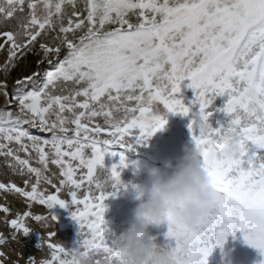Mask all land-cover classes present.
<instances>
[{
  "label": "snow or ice",
  "instance_id": "snow-or-ice-1",
  "mask_svg": "<svg viewBox=\"0 0 264 264\" xmlns=\"http://www.w3.org/2000/svg\"><path fill=\"white\" fill-rule=\"evenodd\" d=\"M0 21V156L28 177L24 187L0 182V191L29 209L8 218L11 208L0 205L9 229L0 232V264H76V252L116 264L119 242L103 215L107 186L120 189L129 166L124 153L162 130L168 113H191L192 143L218 194L196 230L169 218L177 264H207L237 232L264 257V0H0ZM185 81L195 111L176 98ZM221 97L215 111L228 119L201 136L198 122L209 121L208 109ZM229 125L240 149L233 155L220 141ZM115 156L118 163L107 166L106 157ZM50 165L58 184L46 175ZM33 205L71 206L77 248L62 247L48 231L56 218L35 214ZM29 220L46 230L37 248H47L48 258L18 253L12 260L3 246L34 230Z\"/></svg>",
  "mask_w": 264,
  "mask_h": 264
},
{
  "label": "rangeland",
  "instance_id": "rangeland-1",
  "mask_svg": "<svg viewBox=\"0 0 264 264\" xmlns=\"http://www.w3.org/2000/svg\"><path fill=\"white\" fill-rule=\"evenodd\" d=\"M12 26H15V21L12 22ZM0 29H4L2 21H0ZM3 59L4 54L0 53V62ZM15 75L17 74L15 73L12 77H15ZM9 82L11 83V79ZM186 85L187 83H182L181 91L176 95V98L182 100L186 107L195 111L196 109L192 106L194 93ZM224 99L222 97L217 98L208 109V111L213 112L208 121L213 128L218 127V121L223 123L228 119L223 113L215 111V109L223 105ZM2 102H4L3 98ZM4 108L5 105L1 109ZM11 110L15 112V109ZM162 112L163 109L161 108L157 111V114H162ZM166 120L167 122L162 130L157 131L150 139L136 146L134 150L124 153L129 166L121 172L120 181L126 188L132 189L149 184L152 178L148 174V169H156L161 173L170 174L181 162L184 148L193 146L192 135L194 133H190L188 127L191 113L188 116L168 113ZM25 127L33 135H43L36 128H31L27 125ZM129 142L134 144L135 137H131ZM12 147L14 150L17 148L16 145H12ZM18 154L21 158H27L23 152ZM35 160L36 155L33 153L31 156L32 166H38ZM118 161L119 156L106 157L105 164L110 166L113 163H118ZM10 164H14L11 158L0 156V182H11L19 187H24L23 180L28 178L27 174L21 176L18 174V170L14 173L12 168L9 167ZM46 175H54V182L58 184L59 175L55 166L50 165V171ZM98 176L103 180L104 174L102 172H98ZM41 187L47 188L49 192L53 191L49 185H42ZM107 191L113 192L112 204L105 209L103 215L111 237L117 238L124 229L134 222V209L144 197L138 198V194L122 196L120 189L113 191L110 185L107 186ZM61 195L62 198L67 199V190ZM0 202V205H7L11 208L12 216L8 218H12L17 212L29 210L27 209V202L14 193H3L0 191ZM60 209L64 210L65 208L57 205L51 209H44L43 206L33 205L30 211L35 214L54 216L56 219L50 223L48 231L54 233V239L66 250L75 249L78 245V225L71 219L69 212L63 211V215H60ZM64 216L68 218H64ZM28 224L34 230L30 231L27 236L19 235V242L9 239L7 244L3 246V250L12 257V260L17 258L18 253H21L25 259L36 258L40 260L48 258L49 252L47 248L41 250L37 248L41 238L46 234V230L41 229L31 220L28 221ZM0 232L6 235L9 233L2 216H0ZM149 232L155 243L163 247L174 246V241L166 237L167 225L153 226L149 229ZM102 258L100 256L95 259ZM262 261H264V257L259 254L258 250L245 243L239 232L236 233L235 237L228 236L222 248H215L207 257V264H261ZM21 264H26V262L21 261Z\"/></svg>",
  "mask_w": 264,
  "mask_h": 264
},
{
  "label": "clouds",
  "instance_id": "clouds-1",
  "mask_svg": "<svg viewBox=\"0 0 264 264\" xmlns=\"http://www.w3.org/2000/svg\"><path fill=\"white\" fill-rule=\"evenodd\" d=\"M201 136H207L208 122L197 124ZM151 138V137H150ZM149 138V139H150ZM226 155L239 152V144L231 125L220 137ZM181 162L170 174L148 169L149 184L126 188L121 184V195L138 194L144 197L134 209V222L117 237L119 259L116 264H177L176 251L154 242L149 229L167 225L169 218L175 223L196 230L209 216L218 198L207 170L201 164V154L194 146L185 147ZM76 264H95V258L76 252Z\"/></svg>",
  "mask_w": 264,
  "mask_h": 264
},
{
  "label": "trees",
  "instance_id": "trees-1",
  "mask_svg": "<svg viewBox=\"0 0 264 264\" xmlns=\"http://www.w3.org/2000/svg\"><path fill=\"white\" fill-rule=\"evenodd\" d=\"M33 60H34V57H32V56H29V57H28V61H29V62H32ZM21 70H22V68H21ZM14 74H15V72L12 73V76H14ZM16 74H17V73H16ZM183 83L185 84V83H188V82L185 81V82H183ZM2 98H3V97H0V109H1L2 106L4 105V102H2ZM101 122H102V121H101ZM112 195H113V192H112V194L109 195L108 198L104 201L105 209L111 206V204H112ZM63 211L69 212V215H70V212L72 211V208H71V206H68V207H66L64 210L60 209V211H59L60 215H63ZM64 218H68V217L64 216Z\"/></svg>",
  "mask_w": 264,
  "mask_h": 264
},
{
  "label": "bare ground",
  "instance_id": "bare-ground-1",
  "mask_svg": "<svg viewBox=\"0 0 264 264\" xmlns=\"http://www.w3.org/2000/svg\"><path fill=\"white\" fill-rule=\"evenodd\" d=\"M0 204H1V202H0Z\"/></svg>",
  "mask_w": 264,
  "mask_h": 264
}]
</instances>
